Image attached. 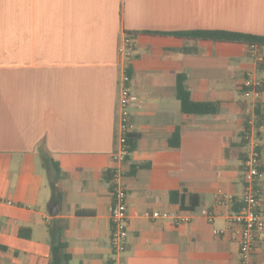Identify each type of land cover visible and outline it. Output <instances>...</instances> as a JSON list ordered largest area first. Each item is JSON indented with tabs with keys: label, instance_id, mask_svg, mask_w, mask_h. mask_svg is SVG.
Masks as SVG:
<instances>
[{
	"label": "crops",
	"instance_id": "crops-1",
	"mask_svg": "<svg viewBox=\"0 0 264 264\" xmlns=\"http://www.w3.org/2000/svg\"><path fill=\"white\" fill-rule=\"evenodd\" d=\"M199 30L264 37V0H0V264H49L57 230L69 264H109L107 173L128 71L137 141L122 166L125 264H239L228 229L238 203L215 207V195L241 197L247 148L238 137L257 104L264 121V61L242 44L171 36ZM125 38L127 63L118 53ZM256 53L264 60V46ZM248 75L263 83L258 99L241 92ZM179 76L192 102H218L219 113H182ZM260 133L264 209V124ZM40 151L59 164L52 185ZM133 165L146 168L132 175ZM153 212L189 222L153 221ZM253 261L264 264V236Z\"/></svg>",
	"mask_w": 264,
	"mask_h": 264
},
{
	"label": "built area",
	"instance_id": "built-area-1",
	"mask_svg": "<svg viewBox=\"0 0 264 264\" xmlns=\"http://www.w3.org/2000/svg\"><path fill=\"white\" fill-rule=\"evenodd\" d=\"M256 47L249 48L251 59L256 65L263 63V58L256 53ZM118 53L127 63L132 57L130 41L125 38ZM130 78L125 74L122 77L119 97V138L118 149L112 156L114 169L110 181L112 201L109 208L110 225V260L109 264H125L124 255L127 250L128 239V214H127V193L123 184L122 166L128 155L126 135L130 128L129 106L131 103ZM241 92L245 98L258 99L263 89V83L248 75L241 84ZM256 116L253 113L247 121V127L243 131V141L246 143L247 155L242 164V193L240 199H234L222 191L215 195V207H227L233 202L241 205V208L228 217V229L238 242L239 264H256L253 255L256 251V244L261 236H264V209L260 193L256 188L257 180L260 177V142L256 136ZM200 215L212 223L214 213L202 210ZM153 221H172L175 225L187 224L189 219L177 216L171 217L165 212H153L147 215ZM215 235L222 234L214 231Z\"/></svg>",
	"mask_w": 264,
	"mask_h": 264
},
{
	"label": "trees",
	"instance_id": "trees-1",
	"mask_svg": "<svg viewBox=\"0 0 264 264\" xmlns=\"http://www.w3.org/2000/svg\"><path fill=\"white\" fill-rule=\"evenodd\" d=\"M171 36H175L178 38H185L189 40H200V41H212V42H218V43H236V44H242L247 46L248 48L254 46L256 48L264 46V37L261 36H254L244 33H238V32H231V31H221V30H213V31H192V32H183V33H174L171 34ZM186 54H191V50L185 49L184 51ZM126 75L130 77V72H126ZM184 80L179 76L177 79V88H176V98L180 104V110L185 115H191V116H209V115H217L220 111L221 104L216 103H195L190 100L189 93L186 90V88L182 85V81ZM263 90V89H262ZM261 90V92H262ZM256 116V136L259 139H261V133L260 129L264 124L263 121V115L261 112V109L259 108V105L257 104L255 107ZM245 127H247V122L245 124ZM246 129V128H245ZM239 140L241 141L244 146H246V143L243 141V133L239 135ZM127 139V150L128 155L126 156V159L128 158L129 154H131L135 148H136V141L137 137L133 134L128 133L126 135ZM170 145H174L175 148H178L179 146V140L178 135H174V142L173 140L170 142ZM39 158L42 163V167L46 170L48 173V176H50V185L53 184L51 180V176H55V180L59 178L61 174V170L59 167L58 162L54 161L48 154H46L43 151H40L38 153ZM246 157V154H245ZM145 165H133L130 168V174H135L137 171L145 169ZM261 173V169H260ZM107 177H109V181H111L112 173H107ZM174 194L170 195V198L172 199ZM236 212L241 208L240 204H236ZM28 233V234H27ZM30 235L29 229H20L19 236L20 237H26L28 238ZM3 247H0V251H3ZM70 255L66 252V246L62 242L60 238V231L57 230V235L54 239V242L51 245L50 248V261L49 264H69L70 262Z\"/></svg>",
	"mask_w": 264,
	"mask_h": 264
}]
</instances>
